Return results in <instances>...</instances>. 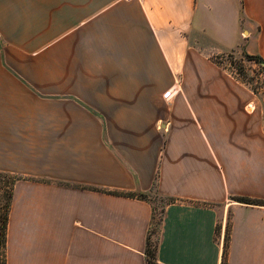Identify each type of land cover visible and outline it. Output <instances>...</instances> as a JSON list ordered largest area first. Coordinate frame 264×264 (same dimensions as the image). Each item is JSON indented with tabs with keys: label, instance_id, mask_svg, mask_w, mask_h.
Listing matches in <instances>:
<instances>
[{
	"label": "crops",
	"instance_id": "1",
	"mask_svg": "<svg viewBox=\"0 0 264 264\" xmlns=\"http://www.w3.org/2000/svg\"><path fill=\"white\" fill-rule=\"evenodd\" d=\"M237 49L264 60V0H0L5 264H221L227 225L264 264L233 198L264 200V112L210 58Z\"/></svg>",
	"mask_w": 264,
	"mask_h": 264
},
{
	"label": "rangeland",
	"instance_id": "2",
	"mask_svg": "<svg viewBox=\"0 0 264 264\" xmlns=\"http://www.w3.org/2000/svg\"><path fill=\"white\" fill-rule=\"evenodd\" d=\"M244 34L242 35L244 36ZM244 53V51L237 49L229 52H219L211 55L210 58L227 74L247 86L249 93L255 97L254 100L261 102L260 105L264 112V69L258 62L247 59ZM0 174L3 175L0 179V205H2L8 187L13 186V183L20 177L5 172H0Z\"/></svg>",
	"mask_w": 264,
	"mask_h": 264
},
{
	"label": "trees",
	"instance_id": "3",
	"mask_svg": "<svg viewBox=\"0 0 264 264\" xmlns=\"http://www.w3.org/2000/svg\"><path fill=\"white\" fill-rule=\"evenodd\" d=\"M244 54L247 59L258 62L260 66L264 69V60L262 57H260L259 55H252V54H247V53H244ZM211 60L213 59L211 58ZM2 177L3 175L0 174V179ZM8 188L9 189L8 191H6L5 197L3 199L4 202L2 205H0V264H5V252H4L5 232H6V225H7V220H8L9 205H10V200L12 196V186L10 185ZM111 193L120 194L124 196H130V197L136 196L138 198L146 197V195L143 193L118 192V191H111ZM233 198L239 202H244V203L264 204V200H258L255 198H250V197H245V196H235ZM227 239H228V225L226 227V232H225V237H224V242H223L221 264H226ZM145 257H146V264H157L156 257H155V244L150 240V238L147 239V244L145 248Z\"/></svg>",
	"mask_w": 264,
	"mask_h": 264
},
{
	"label": "built area",
	"instance_id": "4",
	"mask_svg": "<svg viewBox=\"0 0 264 264\" xmlns=\"http://www.w3.org/2000/svg\"><path fill=\"white\" fill-rule=\"evenodd\" d=\"M169 90H166L164 93H163V97H167L169 95Z\"/></svg>",
	"mask_w": 264,
	"mask_h": 264
}]
</instances>
